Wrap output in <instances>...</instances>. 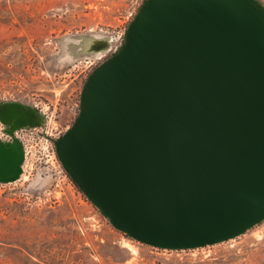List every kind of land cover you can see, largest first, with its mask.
Segmentation results:
<instances>
[{
    "label": "water",
    "instance_id": "obj_1",
    "mask_svg": "<svg viewBox=\"0 0 264 264\" xmlns=\"http://www.w3.org/2000/svg\"><path fill=\"white\" fill-rule=\"evenodd\" d=\"M101 66L65 167L132 236L188 247L264 216V10L253 0H152ZM12 155L0 151V167Z\"/></svg>",
    "mask_w": 264,
    "mask_h": 264
},
{
    "label": "rangeland",
    "instance_id": "obj_2",
    "mask_svg": "<svg viewBox=\"0 0 264 264\" xmlns=\"http://www.w3.org/2000/svg\"><path fill=\"white\" fill-rule=\"evenodd\" d=\"M152 0H0V264H264V216L213 242L161 247L118 226L65 167L95 72ZM264 10V0H253Z\"/></svg>",
    "mask_w": 264,
    "mask_h": 264
}]
</instances>
